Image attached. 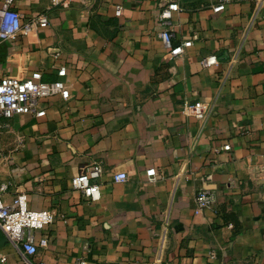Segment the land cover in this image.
<instances>
[{
  "label": "crops",
  "instance_id": "obj_1",
  "mask_svg": "<svg viewBox=\"0 0 264 264\" xmlns=\"http://www.w3.org/2000/svg\"><path fill=\"white\" fill-rule=\"evenodd\" d=\"M178 2L173 44L191 45L170 60L159 37V0H68L67 6L14 0L24 21L46 13L50 25L0 41V76L39 71L70 92L67 100L47 99L43 117L0 119L4 203L25 193L31 210L56 214L35 232L37 242L49 243L34 259L264 264V3L243 43L261 0ZM221 3L224 9L214 12ZM210 55L218 63L204 68L201 60ZM216 97L204 128L182 112L186 102ZM93 165L103 170L97 201L71 186L82 167ZM121 172L128 179L115 182ZM200 190L210 191L214 204L198 212ZM21 257L5 237L0 264H22Z\"/></svg>",
  "mask_w": 264,
  "mask_h": 264
},
{
  "label": "built area",
  "instance_id": "obj_2",
  "mask_svg": "<svg viewBox=\"0 0 264 264\" xmlns=\"http://www.w3.org/2000/svg\"><path fill=\"white\" fill-rule=\"evenodd\" d=\"M228 1V0H225ZM14 0H5L0 6V41L13 40L20 35H28L37 28H47L50 20L46 13H42L28 21L13 6ZM264 0H261L253 10L250 20L243 29V43L249 39L251 30L254 28L262 9ZM53 6H67L68 0H51ZM160 11L158 14L162 31L159 34L161 41L168 51V58L173 60L184 54L185 49L191 45V41L174 45V32L172 30V18L175 13L181 11L178 0H159ZM224 9V3L213 8L214 12ZM122 7L117 6L116 16H120ZM242 53V46L228 61V69L222 83L226 82L231 69L238 63ZM218 63L216 56L210 55L202 58L201 64L204 68H210ZM66 67L59 69V76L66 75ZM60 96L67 100L70 92L67 84L62 80L44 81L39 71L33 72L26 78H19L11 75L0 76V119L10 120L17 115L32 114L36 117H43L46 114L42 105L47 99ZM218 97L212 102L185 103L182 108L183 114L192 116L200 121L202 127L215 113ZM7 126V125H6ZM5 127V125H4ZM3 126H0V135ZM102 167L93 165L82 167L77 175L71 178V186L79 190L91 201L100 198V185L98 179L102 176ZM150 182L155 181L156 170L150 169L146 172ZM128 175L125 172L114 176L115 182H125ZM7 190L6 184H0V230L4 233L8 242L21 254L22 264H48L44 260L34 259L40 248L48 246V239L41 238L38 242L35 238L37 230H44L51 225L56 214L53 210L34 211L29 208L28 197L25 193H19L13 199L12 204H5L2 195ZM214 204L213 194L208 190H200L196 197L197 211L209 209ZM165 237V234H164ZM75 264H88V260L79 258Z\"/></svg>",
  "mask_w": 264,
  "mask_h": 264
},
{
  "label": "water",
  "instance_id": "obj_3",
  "mask_svg": "<svg viewBox=\"0 0 264 264\" xmlns=\"http://www.w3.org/2000/svg\"><path fill=\"white\" fill-rule=\"evenodd\" d=\"M5 241V235L4 233L0 230V243H3Z\"/></svg>",
  "mask_w": 264,
  "mask_h": 264
}]
</instances>
